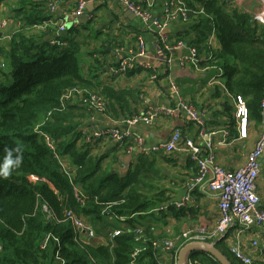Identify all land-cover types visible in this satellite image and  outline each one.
Masks as SVG:
<instances>
[{"label": "trees", "instance_id": "trees-1", "mask_svg": "<svg viewBox=\"0 0 264 264\" xmlns=\"http://www.w3.org/2000/svg\"><path fill=\"white\" fill-rule=\"evenodd\" d=\"M185 1L192 9L189 21L201 41L208 42L213 34L219 40L221 49L209 48L212 58L208 63L221 69L220 79L230 97L247 103L249 118L262 124L264 26L246 11L225 8L226 0ZM22 17L23 27L50 19L37 11ZM79 32L71 27L50 41L44 36L17 34L4 54L5 67L0 66V164L5 148L19 147L23 161L9 178L0 177V264H133L132 254L141 245L135 240L136 229L141 226L132 220L169 204L158 201L160 194L148 195L158 189L151 182V176H156L153 160L140 157L122 174L107 167L105 158L80 146L83 136L75 122L87 109L73 100L62 107L64 94L72 87L92 90L106 99L110 114L114 104L122 106L132 92L93 82L96 75L86 79ZM204 47L207 51V44ZM198 50L201 56L202 50ZM44 134L54 140L57 156L46 146ZM69 211L86 223L107 215L125 217L130 231L92 249L79 239L81 234L76 239L73 224L66 218ZM171 211L177 216L176 209ZM145 247L139 262L160 264L153 244ZM216 247L220 249L218 243ZM191 259L195 264H221L208 254L191 255Z\"/></svg>", "mask_w": 264, "mask_h": 264}, {"label": "crops", "instance_id": "crops-1", "mask_svg": "<svg viewBox=\"0 0 264 264\" xmlns=\"http://www.w3.org/2000/svg\"><path fill=\"white\" fill-rule=\"evenodd\" d=\"M78 1L7 0L1 3L0 19L9 20L8 27L0 32L1 57L4 59V54L11 48L13 36L17 34L44 36L49 41L56 37V27L44 30L35 26H18L22 15L37 11L40 16H48L58 23L64 21L70 23ZM87 1H89L87 5L90 10L89 18L84 17L85 13L78 19L79 22L75 26L80 31L78 40L83 50V74L87 80L96 75L97 78L92 80L93 82L98 81L103 86H111L116 90L130 91L132 95L127 97L120 107L115 103L110 114L107 113L108 110L103 114L89 107L79 97L73 98L72 103H80L87 109L85 116L78 118L75 122L83 136L80 146H86L93 155L105 158L104 164L107 167L122 174L140 157H147L156 163V176H151V182L155 186L154 189H158L148 195L160 194L161 200L158 201L168 202L166 206H169V209L165 212H151L134 217L132 222L145 229L144 238L142 237V240H145L142 246L155 240L176 239L193 227L213 228L220 220V210L219 201L209 189L193 190L192 202L185 208L176 209L174 206V203L180 201L187 193V183L197 171L196 164L185 151L167 154L163 149H159L146 155L136 146L126 148L115 140L95 141L93 136L95 132L111 127L128 129L126 122L131 116L145 114L150 108L174 109L178 106L177 100L180 96L185 102L208 112L209 130L213 133L218 164L226 170L244 167L247 156L258 143L263 128L261 124L249 118L247 137L240 138L241 126L236 117V103L230 94H227L220 85L215 84L221 69L217 65L208 63V55L211 52L209 48L216 52L221 49L219 40L213 39L210 46L207 40L201 41L193 28V22L184 23L174 20L167 25V33L173 41H183L186 45L183 49L165 53L156 46L154 32L144 29L142 22L132 12L125 10L118 0ZM167 1L153 0L154 13L162 14ZM235 2L239 8L243 3L253 7V12L245 9L252 17L262 8L256 0L254 3L246 0H235ZM51 3L56 5L54 11L49 10ZM260 25L264 26L263 23ZM140 35H143L145 39L147 59L157 68V78L153 79L155 74L151 70L136 71L126 76H113L111 68L118 65L122 59L136 53L137 37ZM205 44L208 47L207 51L204 49ZM188 46L199 47L202 50L199 56V67L188 61L187 58L190 55ZM169 59L171 63L168 62ZM219 81L222 85L225 84L220 78ZM177 128L182 130L184 138L197 137V127L189 122L184 114L178 112L173 116L158 117L149 125L140 122L135 127V131L143 136L146 147L151 149L167 142ZM262 160L263 166L257 183V192L264 205V157ZM171 209L177 210V216ZM107 216L100 221L89 223L98 233L94 240H90L85 232L81 233V241L92 246V249L100 245L106 246L114 241L109 235L115 230H121L123 233L130 231L129 222L121 223L115 215ZM98 222H101V226H95ZM109 223H114V226L109 228ZM255 240L259 241L257 248L252 246ZM218 245L221 250L231 255L232 247L239 246L247 256L252 257L253 264H264V228L256 224L247 230L239 227L232 228ZM139 246L141 245H136V248ZM176 252L177 250L169 253L160 248L156 251L157 259L160 264H178Z\"/></svg>", "mask_w": 264, "mask_h": 264}, {"label": "built area", "instance_id": "built-area-1", "mask_svg": "<svg viewBox=\"0 0 264 264\" xmlns=\"http://www.w3.org/2000/svg\"><path fill=\"white\" fill-rule=\"evenodd\" d=\"M100 1V0H99ZM125 10L132 12L141 22L144 29L154 32L156 37V46L163 52L170 53L174 50L185 48V42L173 41L167 33V25L174 21L180 20L187 22L190 20L192 9H190L185 0H168L165 5V11L162 14L154 13L152 10L153 0H118ZM227 5L225 8L237 7L235 0H226ZM260 4L261 11L254 15V19L260 24L264 25V0H256ZM87 0H79L75 9V13L72 16L73 19L70 23L66 21L62 23L56 22L50 18L40 24L34 25L37 28L47 30L51 27H56V32L62 34L69 30L71 27H75L78 24V18L85 15V11L88 5ZM56 5L50 4V11H54ZM239 8V6L237 7ZM241 9V8H239ZM9 25V20L0 19V32L6 29ZM18 26H25V22L18 21ZM216 39V35L210 36L208 44L212 45V40ZM137 51L135 54L128 56L120 61V63L111 68V73L115 77L126 76L131 71H148L151 70L157 78V68L147 59V49L145 48V39L143 35L137 37ZM190 55L187 58L194 66L199 67V50L195 46H188ZM212 58V54H209L208 60ZM169 63L172 61L169 59ZM0 66L5 67L4 59L0 55ZM218 69V67H217ZM222 76L221 70L218 75V79L215 80V84L221 86L223 90L229 94L226 85H222L219 78ZM176 89V87H174ZM79 97L83 103L97 109L100 113H106L108 110L106 99L94 92L85 88L72 87L68 90L62 98V107L68 101H72L73 98ZM236 103V117L240 123V138L245 139L247 137V128L249 126V110L247 103L243 102L240 98L234 100ZM261 127L263 132L258 140V143L254 149L249 153L246 159L244 167L237 170H226L218 164L216 161L215 142H213V133L209 130L208 112L197 108L195 105L185 102L180 96H178L177 107L172 109L170 107H159L156 109L150 108L147 113L131 116L127 120L128 129L122 127H111L97 131L94 133L93 138L95 141L115 140L121 146L129 148L130 146H136L142 149L146 155L163 149L167 154L185 151L192 162L196 164L197 171L189 179L187 183V193L178 202L174 203L176 209H182L192 202V191L201 188L209 189L215 194L219 201L220 216L219 221L213 228H206L203 226L193 227L190 230L182 233L176 239L171 240H155L152 242L155 250L164 249L171 253L176 251L178 255L181 248L190 244L192 241H204L212 242L217 245L220 241L224 240L228 232L235 227H239L243 230H247L252 225L256 224L264 228V205L262 199L257 192V183L260 177V173L263 166L264 157V97L261 102ZM182 113L188 118L189 122L193 123L198 130L196 138H184L182 130L177 128L173 131L169 140L159 146L148 149L146 147L144 138L141 134L135 131V127L138 123L142 122L145 125H149L153 120L161 116H173L175 113ZM44 140L46 146L56 154V147L54 140L44 134ZM57 156V154H56ZM75 196L78 200H81L80 192L75 189ZM47 210V208H45ZM169 209V206L158 207L154 212H165ZM66 218L73 224L74 234L78 239L79 234L82 232L87 233L90 240H94L98 233L96 230L84 222L81 217L75 215L72 211L66 213ZM119 221L126 222L127 218L120 217ZM145 229L139 227L136 229V242L141 246L135 248L132 254L133 264H144L139 262L138 257L141 253L147 250V247L142 246L143 234ZM123 234L121 230H115L110 233V237L113 239ZM80 239V238H79ZM178 243L179 247H178ZM253 248L259 246V241L255 240L252 243ZM233 257L239 260L242 264H253V259L247 256L239 246H234L231 249ZM189 264H195L191 259Z\"/></svg>", "mask_w": 264, "mask_h": 264}, {"label": "water", "instance_id": "water-1", "mask_svg": "<svg viewBox=\"0 0 264 264\" xmlns=\"http://www.w3.org/2000/svg\"><path fill=\"white\" fill-rule=\"evenodd\" d=\"M86 15L84 16L86 19L89 18L90 10L89 7L86 8ZM73 19V17H72ZM71 19V20H72ZM79 19V18H78ZM81 21V19H80ZM84 22V21H81ZM192 252H204L209 256L216 258L221 264H233L228 257H226L217 247L215 243H208L204 241H192L190 244L185 245L179 251L177 258L178 264H189L190 263V256Z\"/></svg>", "mask_w": 264, "mask_h": 264}, {"label": "clouds", "instance_id": "clouds-1", "mask_svg": "<svg viewBox=\"0 0 264 264\" xmlns=\"http://www.w3.org/2000/svg\"><path fill=\"white\" fill-rule=\"evenodd\" d=\"M6 156L4 157L3 163L0 164V177L7 179L13 171L19 168L23 161L22 151L19 147L16 148H5ZM16 154L15 157L13 154Z\"/></svg>", "mask_w": 264, "mask_h": 264}, {"label": "rangeland", "instance_id": "rangeland-1", "mask_svg": "<svg viewBox=\"0 0 264 264\" xmlns=\"http://www.w3.org/2000/svg\"><path fill=\"white\" fill-rule=\"evenodd\" d=\"M246 1H251L252 3H254V1L255 0H246ZM248 4H250V3H248ZM238 7V6H237ZM245 9H249V10H251L252 12H253V7H251V6H249V5H247V4H245L244 5V3H243V5H241V11H245ZM247 12V11H246ZM256 13V12H255ZM254 13V14H255ZM124 147V146H123ZM121 223H123L122 221H120ZM115 224H116V221H115ZM95 226H101V222H98V223H96L95 224ZM109 228H112L113 226H114V223H109ZM143 238H144V236H143ZM143 240H145V239H143ZM226 252V251H225ZM205 253L204 252H192L191 253V255H196L197 257H203V255H204ZM226 254L228 255V258L229 257H231V259L235 262V264H240L239 262V260H237L235 257H233L230 253H227L226 252ZM190 259H191V256L189 257Z\"/></svg>", "mask_w": 264, "mask_h": 264}]
</instances>
